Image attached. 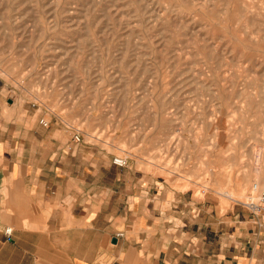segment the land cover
I'll use <instances>...</instances> for the list:
<instances>
[{
	"label": "rangeland",
	"instance_id": "rangeland-1",
	"mask_svg": "<svg viewBox=\"0 0 264 264\" xmlns=\"http://www.w3.org/2000/svg\"><path fill=\"white\" fill-rule=\"evenodd\" d=\"M244 2L0 0V92L180 189L248 202L264 179V0Z\"/></svg>",
	"mask_w": 264,
	"mask_h": 264
},
{
	"label": "crops",
	"instance_id": "crops-1",
	"mask_svg": "<svg viewBox=\"0 0 264 264\" xmlns=\"http://www.w3.org/2000/svg\"><path fill=\"white\" fill-rule=\"evenodd\" d=\"M39 118L0 92V264H264L247 202L180 189L137 160L119 166Z\"/></svg>",
	"mask_w": 264,
	"mask_h": 264
},
{
	"label": "built area",
	"instance_id": "built-area-1",
	"mask_svg": "<svg viewBox=\"0 0 264 264\" xmlns=\"http://www.w3.org/2000/svg\"><path fill=\"white\" fill-rule=\"evenodd\" d=\"M41 122L44 125H47L49 123V121L41 119ZM77 132L74 135V139L76 141H81L82 140V135H81V131L80 129H76ZM114 163L119 165V166H127L129 164V158L128 156H115L114 157ZM252 210V212L255 214V217L257 219L258 224L260 225V227L262 228V230L264 231V190L259 194V198L257 201L252 202L249 206ZM6 234L8 236V238H11V232H12V228L8 227L6 228ZM125 235V233L123 231H118L115 234V237L117 239L123 237Z\"/></svg>",
	"mask_w": 264,
	"mask_h": 264
},
{
	"label": "bare ground",
	"instance_id": "bare-ground-1",
	"mask_svg": "<svg viewBox=\"0 0 264 264\" xmlns=\"http://www.w3.org/2000/svg\"><path fill=\"white\" fill-rule=\"evenodd\" d=\"M243 3L245 4V6L246 7H248L249 6V3H246V2H244V0H243ZM235 7V6H234ZM237 10V9H236ZM246 10V9H245ZM238 12V11H237ZM236 14V13H235ZM250 14V13H249ZM260 16V15H259ZM262 16V15H261ZM249 18V17H248ZM260 18V17H259ZM256 19V18H255ZM263 19V18H262ZM252 24V23H251ZM249 29V28H248ZM248 29H246V30H248ZM244 30V29H243ZM256 31V30H255ZM244 33V32H243ZM256 33V32H255ZM256 35V34H255ZM253 36V35H252ZM255 39V38H254ZM214 69V68H213ZM217 70H218V68H217ZM223 73V72H222ZM222 76V75H221ZM259 93V92H258ZM260 104V103H259ZM263 134V133H262ZM259 159H257L256 160V164H259ZM189 182H187L183 187L184 188H187V187H189ZM262 188H264V179L262 180L261 178H260V180H259V182H257V183H253V185H252V189H251V193L249 194V196H247V194H246V190H249V189H247V187H245L244 189H242L240 192H239V196L240 197H244V198H246L247 199V197H248V205L250 206V204L252 203V202H255V201H257L258 200V198H259V196H258V198L256 197L257 196V191H260ZM257 199V200H256ZM118 240V239H117Z\"/></svg>",
	"mask_w": 264,
	"mask_h": 264
},
{
	"label": "water",
	"instance_id": "water-1",
	"mask_svg": "<svg viewBox=\"0 0 264 264\" xmlns=\"http://www.w3.org/2000/svg\"><path fill=\"white\" fill-rule=\"evenodd\" d=\"M113 242H117V238H114V239H113Z\"/></svg>",
	"mask_w": 264,
	"mask_h": 264
}]
</instances>
